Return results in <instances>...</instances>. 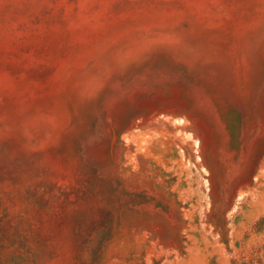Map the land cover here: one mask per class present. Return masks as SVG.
<instances>
[{"label":"rangeland","instance_id":"rangeland-1","mask_svg":"<svg viewBox=\"0 0 264 264\" xmlns=\"http://www.w3.org/2000/svg\"><path fill=\"white\" fill-rule=\"evenodd\" d=\"M0 264H264V0H0Z\"/></svg>","mask_w":264,"mask_h":264}]
</instances>
